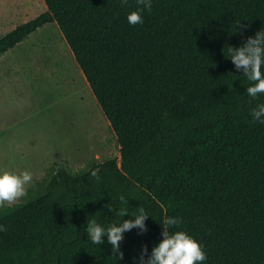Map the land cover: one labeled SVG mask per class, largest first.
<instances>
[{
    "label": "trees",
    "instance_id": "trees-1",
    "mask_svg": "<svg viewBox=\"0 0 264 264\" xmlns=\"http://www.w3.org/2000/svg\"><path fill=\"white\" fill-rule=\"evenodd\" d=\"M45 2L47 10L0 37V57L56 22L121 160L81 174L60 169L7 205L0 264H139L142 247L150 254L163 239L166 216L182 220L172 231L200 243L202 264H264V124L251 116L264 94L248 97L250 82L225 57L264 30V0H152L137 25L127 20L136 0ZM140 207L148 230L124 233L123 259L106 237L101 245L87 237L88 221L108 227Z\"/></svg>",
    "mask_w": 264,
    "mask_h": 264
},
{
    "label": "rangeland",
    "instance_id": "rangeland-1",
    "mask_svg": "<svg viewBox=\"0 0 264 264\" xmlns=\"http://www.w3.org/2000/svg\"><path fill=\"white\" fill-rule=\"evenodd\" d=\"M47 8L45 0H0V37ZM110 158L121 160L117 134L56 22L0 57V171L33 174L11 205L60 169L81 174Z\"/></svg>",
    "mask_w": 264,
    "mask_h": 264
},
{
    "label": "clouds",
    "instance_id": "clouds-1",
    "mask_svg": "<svg viewBox=\"0 0 264 264\" xmlns=\"http://www.w3.org/2000/svg\"><path fill=\"white\" fill-rule=\"evenodd\" d=\"M128 0H121V5H127ZM137 10L128 14L127 20L131 25L143 23L142 12H151L152 0H136ZM230 58L237 70L242 71L244 77L250 82L246 88L248 97L255 100L258 95L264 94V30L258 31L254 37L249 36L240 47L228 46L227 56ZM251 116L255 122L264 124V103L257 104L251 110ZM97 177V172L91 173ZM33 174L30 171H23L19 174L3 170L0 171V207L5 204H13L27 194L26 185L30 184ZM121 200L125 198L120 197ZM112 210L110 204H107ZM128 212L121 210L117 215L125 216ZM134 219H123L119 223L103 227L90 220L85 229L87 237L93 244L101 245L107 243L111 245L112 255L118 259H123L124 253L121 251V242L124 233L133 229H138L139 234L147 232L146 219L149 214L144 207H140L136 214H132ZM162 237L148 253L147 246H143L139 255V264H202L207 259L206 253L200 243L187 234L185 231L172 229L178 228L182 223L181 218L166 216L162 222ZM0 231H6L4 225H0ZM134 260L136 258H133Z\"/></svg>",
    "mask_w": 264,
    "mask_h": 264
},
{
    "label": "crops",
    "instance_id": "crops-1",
    "mask_svg": "<svg viewBox=\"0 0 264 264\" xmlns=\"http://www.w3.org/2000/svg\"><path fill=\"white\" fill-rule=\"evenodd\" d=\"M30 1H32V0H17V3L18 4L23 3L27 6V3H29Z\"/></svg>",
    "mask_w": 264,
    "mask_h": 264
}]
</instances>
